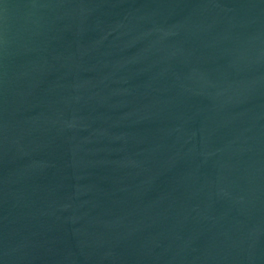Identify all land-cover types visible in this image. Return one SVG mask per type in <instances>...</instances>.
I'll use <instances>...</instances> for the list:
<instances>
[{
    "label": "water",
    "instance_id": "water-1",
    "mask_svg": "<svg viewBox=\"0 0 264 264\" xmlns=\"http://www.w3.org/2000/svg\"><path fill=\"white\" fill-rule=\"evenodd\" d=\"M0 264H264V0H0Z\"/></svg>",
    "mask_w": 264,
    "mask_h": 264
}]
</instances>
